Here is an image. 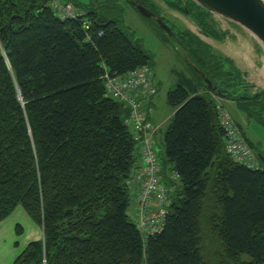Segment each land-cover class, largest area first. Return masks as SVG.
<instances>
[{
  "label": "trees",
  "instance_id": "obj_1",
  "mask_svg": "<svg viewBox=\"0 0 264 264\" xmlns=\"http://www.w3.org/2000/svg\"><path fill=\"white\" fill-rule=\"evenodd\" d=\"M53 1L0 0V219L23 205L43 228L13 264H264V162L250 168L230 156L222 96L196 73L168 93L175 113L164 157L179 177L166 181L164 167L165 227L150 236L138 229L127 184L140 158L130 109L106 94L102 76L150 66L152 55L96 8L62 19ZM169 2L223 39L205 9ZM184 35L210 78L224 74V59ZM245 100L262 110L264 91Z\"/></svg>",
  "mask_w": 264,
  "mask_h": 264
},
{
  "label": "rangeland",
  "instance_id": "obj_2",
  "mask_svg": "<svg viewBox=\"0 0 264 264\" xmlns=\"http://www.w3.org/2000/svg\"><path fill=\"white\" fill-rule=\"evenodd\" d=\"M77 2L79 4H73L72 1H69L79 11L83 8L86 10L89 7L96 8V11L106 16L107 19L117 21L118 26L131 39L137 41L151 53L150 66L154 71L155 83L158 85L154 122L156 123L157 120V123L161 124V129L155 139V148L160 155L162 166L166 169L169 164L164 157L166 153L164 136L175 111L168 103V93L178 85L182 75L195 76L193 70L178 51L181 45L180 39L167 34L156 22L142 16L127 0H77ZM146 2L149 8L163 17L166 23L174 28L184 41L187 40L184 33L189 26L197 30L190 20H194L193 22L200 29L203 28L201 20L198 19L197 23L190 15L185 17L179 11L172 9L169 0H146ZM217 23L215 19L212 26H217ZM225 26H227V23ZM194 34L198 35L196 32ZM208 39L211 42L205 41L214 47L213 51L217 55L224 59L222 63L224 74L214 73L216 74L213 76L215 83L222 89L230 91L233 95L242 97L240 98L241 101L223 97L221 98L223 106L231 113L245 133L255 155L258 157L259 155L264 156V108L262 110L257 109L254 107V103L245 100V97L252 94V87H245L248 82L261 87L264 85L263 79L260 78V75L264 73L263 57L254 53L249 59L243 54V61L250 62L251 65L255 62L254 66H257L253 68L252 65L254 70L251 71L243 70L237 66L234 60L228 57L227 59L220 49L215 48L212 40L217 41L216 39ZM218 39L220 42L216 45H222L225 48L240 49L241 52L245 51L247 53L249 48L252 49L250 43L243 40L225 39L221 41V37ZM262 55H264V52H262ZM206 68L208 67L206 66ZM259 73L261 74L259 75ZM256 85L253 91H255ZM178 184L180 185L179 181ZM133 207L132 202L131 209ZM42 236L43 228L41 224L27 213L23 205H18L10 215L0 219V264H12L29 243L40 240ZM14 255L16 256L11 260Z\"/></svg>",
  "mask_w": 264,
  "mask_h": 264
},
{
  "label": "built area",
  "instance_id": "obj_3",
  "mask_svg": "<svg viewBox=\"0 0 264 264\" xmlns=\"http://www.w3.org/2000/svg\"><path fill=\"white\" fill-rule=\"evenodd\" d=\"M55 14L62 18L76 17L80 11L72 3L55 0L52 2ZM102 78L105 81L106 94L129 107L126 123L131 127L141 157V161L132 169L127 184L132 191L133 209L131 218L145 235L160 233L166 224L172 203L170 189L163 180V166L155 148L157 126L152 120L154 108L151 101L158 93L154 71L143 65L123 75L111 74L106 70ZM219 121L226 133V149L237 163L250 168L261 167L243 132L236 124L231 113L218 104ZM178 174L172 175L173 180Z\"/></svg>",
  "mask_w": 264,
  "mask_h": 264
},
{
  "label": "water",
  "instance_id": "obj_4",
  "mask_svg": "<svg viewBox=\"0 0 264 264\" xmlns=\"http://www.w3.org/2000/svg\"><path fill=\"white\" fill-rule=\"evenodd\" d=\"M127 1L142 16L156 22L159 25V27L162 30H164L167 34L178 37V34L176 33V31L166 23L164 18L161 17L156 12H154L151 8L146 6L143 0H127ZM183 2L186 7H187V3H190V2L197 4L198 6L205 9L208 13H210L214 21L215 19L217 20L218 22L217 28H219L221 34H223V39L221 41L225 39H231L230 35H233L235 33L237 34L236 36L238 35L241 36V40L250 43V46H252L251 47L252 49L249 48L248 53L245 51L244 52L242 51L243 52L242 53L240 49H237L239 54L233 53L230 51V48H225L222 45H216V43L220 42L218 38L206 35L203 32V30L200 29L197 26V24L193 22L194 20L193 21L190 20V22H192L195 25L197 30H194L190 26H189L190 28L189 27L187 28L188 30H190L192 33L196 32L199 36L196 34L195 35L198 38H200L202 41H204L205 43H207L205 40L211 42L208 38L216 39L217 41L212 40V43L215 45V48L218 50L220 49V51L223 52L226 58L228 57L234 60L238 67L242 68L243 70H249V71L254 70L253 68L257 67V66H254L255 62L252 64L253 65V68H252V65L250 64V62L243 61V58H244L243 54H245V56L248 57L249 59L250 57H252V54L254 53H256L257 55L260 54L264 60V55H262V52H264V0H183ZM184 16L186 17V15ZM226 23H227V26H225ZM207 44L209 45V43ZM209 46L212 49H214V47H212L211 45ZM178 51L184 58V61L193 70V72L196 73L200 77L204 86L207 89L222 96L221 98L224 97V98H229L233 100L242 98L238 95H234L235 97L233 96L228 97L227 90L222 89L219 85H217L214 82V80L210 78L192 60L189 53L183 47L182 42H181L180 47L178 48ZM232 51L236 52V50H232ZM240 61L242 64H239ZM260 74L261 73H259V75ZM260 78L263 79V83H264V73L260 75ZM255 85L256 84H251L249 82L245 85V87L246 86L252 87L251 95L259 94L260 92L264 91V85H262V87L256 85V89L255 91H253V89L255 88ZM259 158L264 162V156L259 155Z\"/></svg>",
  "mask_w": 264,
  "mask_h": 264
},
{
  "label": "crops",
  "instance_id": "obj_5",
  "mask_svg": "<svg viewBox=\"0 0 264 264\" xmlns=\"http://www.w3.org/2000/svg\"><path fill=\"white\" fill-rule=\"evenodd\" d=\"M236 35H237V34H235V33H234L233 35H230V36H231V39H237V40L240 41V40H241V36H239V35L236 36ZM222 50H223V49H222ZM232 50H234V49H230L231 52L236 53V54H239L237 50H236V52H234V51H232ZM224 51H225V50H224ZM236 57H237V56H236ZM241 61H242V60H241ZM241 61H240L239 64H242ZM155 101H156V95L154 96L153 100L151 101V105H152L153 108H154V114H153V116H152V117H153V118H152L153 122H154V116H155V112H156V111H155V108H156V107H155ZM218 101H220V103H222V99H221V98H218ZM222 104H223V103H222ZM174 110H175V109H174ZM174 113H175V111H174ZM158 119H159V117H158ZM154 124L157 126V128H159V129L157 130V133H158V131L161 129V124H158V123H157V120H156V123L154 122ZM237 124H238V123H237ZM238 126H239V125H238ZM156 137H157V134H156ZM156 137H155V139H156ZM140 161H141V157L139 158V162H140ZM139 162H138V163H139ZM169 167H170V166H169ZM163 168H164V167H163ZM167 168H168V167H167ZM163 170H164V169H163ZM173 174H174V172L170 171V168H169V169H165V174H164L165 180L171 183V181H173V179H172V175H173ZM42 238H43V236H42L40 239H42ZM19 255H20V254H19ZM19 255H18V256H19ZM15 256H16V255H14V256L12 257L11 260H13V258H14ZM18 256H17V257H18ZM17 257H16V258H17ZM16 258H15V260H16ZM15 260H14V261H15ZM14 261H13V263H14ZM13 263H12V264H13Z\"/></svg>",
  "mask_w": 264,
  "mask_h": 264
}]
</instances>
